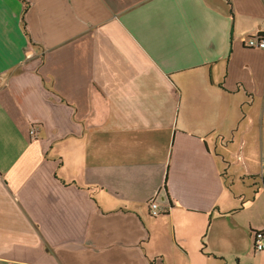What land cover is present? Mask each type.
<instances>
[{"label":"crops","instance_id":"1","mask_svg":"<svg viewBox=\"0 0 264 264\" xmlns=\"http://www.w3.org/2000/svg\"><path fill=\"white\" fill-rule=\"evenodd\" d=\"M254 34L264 0H0V264H264Z\"/></svg>","mask_w":264,"mask_h":264},{"label":"built area","instance_id":"2","mask_svg":"<svg viewBox=\"0 0 264 264\" xmlns=\"http://www.w3.org/2000/svg\"><path fill=\"white\" fill-rule=\"evenodd\" d=\"M244 46L248 48L255 49H264V36L263 35H251L242 39ZM36 130L32 129L31 134H35ZM149 209L152 216H159L164 212V208L161 206V203L157 201V198H152L150 200ZM253 247L254 250L258 253L264 252V229L257 230L253 232Z\"/></svg>","mask_w":264,"mask_h":264}]
</instances>
